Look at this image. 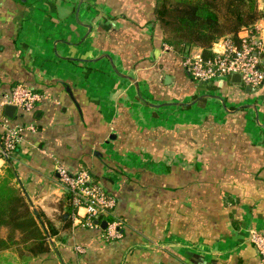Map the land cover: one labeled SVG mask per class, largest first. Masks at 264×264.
Here are the masks:
<instances>
[{
    "label": "crops",
    "instance_id": "obj_1",
    "mask_svg": "<svg viewBox=\"0 0 264 264\" xmlns=\"http://www.w3.org/2000/svg\"><path fill=\"white\" fill-rule=\"evenodd\" d=\"M155 2L0 0V134L24 128L0 177L13 168L34 211L56 217V167L87 170L121 223L106 241L105 218L83 226L72 210L27 264H264L248 239L264 233V85L194 80ZM254 29L264 35V17ZM19 84L44 98L9 117Z\"/></svg>",
    "mask_w": 264,
    "mask_h": 264
},
{
    "label": "trees",
    "instance_id": "obj_2",
    "mask_svg": "<svg viewBox=\"0 0 264 264\" xmlns=\"http://www.w3.org/2000/svg\"><path fill=\"white\" fill-rule=\"evenodd\" d=\"M155 1L156 21L163 30L164 42L180 54L186 48H201L206 59L213 57L211 48L216 40L226 35L237 39L241 30L254 29L256 21L264 17L258 0ZM0 157L6 158L1 151ZM15 175L13 168L7 166L0 177V264H27L48 252L50 239L60 232L54 220L64 221V226L68 227L72 210L75 216L70 192H65L59 204L60 209L65 205V214L50 217L44 212H35L24 192L14 183ZM93 220L100 223L99 218Z\"/></svg>",
    "mask_w": 264,
    "mask_h": 264
},
{
    "label": "built area",
    "instance_id": "obj_3",
    "mask_svg": "<svg viewBox=\"0 0 264 264\" xmlns=\"http://www.w3.org/2000/svg\"><path fill=\"white\" fill-rule=\"evenodd\" d=\"M241 31H245V35L237 34V39L226 35L216 40L211 48L214 55L210 59L186 48L182 59L190 76L196 81L218 84L226 81L233 73H240L244 85L254 91L260 89L264 85V35L256 29ZM43 98L42 93L19 84L13 87L4 99V104H12L29 111ZM23 129L22 126L4 124L0 151L5 157H9L18 147ZM56 171L64 191L73 194L72 202L77 220L84 218V221L79 220L83 226L96 227L99 224L93 218H105L107 226L102 234L103 239L111 241L121 238V223L114 215L115 198L93 180L87 170L71 173L64 166L58 165ZM248 239L264 261V233L252 228L249 230Z\"/></svg>",
    "mask_w": 264,
    "mask_h": 264
},
{
    "label": "water",
    "instance_id": "obj_4",
    "mask_svg": "<svg viewBox=\"0 0 264 264\" xmlns=\"http://www.w3.org/2000/svg\"><path fill=\"white\" fill-rule=\"evenodd\" d=\"M264 64V60L262 62ZM231 80L233 82H236V83H240L241 82V74L240 73H233L231 76H230ZM201 84H204L206 86H212L213 84L211 82H201ZM223 83H220V85L222 86ZM248 88V87H247ZM207 97H214V98H219V96H213V95H206ZM196 102V101H195ZM194 102V103H195ZM224 106H225V103L223 102ZM179 105H183V106H188L190 105L189 103L188 104H182V103H179ZM228 109V108H226ZM16 110V106L15 105H6V114L7 116L9 117H12L14 111ZM6 159L9 161V157L6 156ZM107 226V221L104 220L102 222V227L105 228Z\"/></svg>",
    "mask_w": 264,
    "mask_h": 264
}]
</instances>
